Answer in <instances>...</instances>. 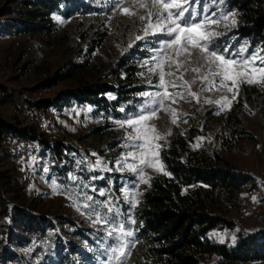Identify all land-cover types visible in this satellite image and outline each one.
I'll return each instance as SVG.
<instances>
[{
  "label": "rangeland",
  "instance_id": "rangeland-1",
  "mask_svg": "<svg viewBox=\"0 0 264 264\" xmlns=\"http://www.w3.org/2000/svg\"><path fill=\"white\" fill-rule=\"evenodd\" d=\"M81 1L86 4L87 12L75 13L69 17H54L60 29L70 24L67 38L53 39L46 43L38 34L28 35L33 39V53L40 57V61L24 80L14 83L15 91L21 93L24 89L37 86L43 89V99H52L64 90L75 89L94 81L109 80L111 77L109 73L120 58H132L136 62L139 80L145 84L142 92L163 91L156 87L159 83L158 77L150 73L148 69L155 64L153 57L160 47V41L168 37L155 35L136 41V35H143L140 21L135 17L123 15L119 10L114 11L113 0ZM6 5L14 6V3L12 0H0V52L8 47L11 35L15 34L13 30L5 28L6 20L16 17L13 12H3ZM128 6L129 2L125 0L122 7ZM190 11H194L197 20L205 16L222 20L224 15L229 14L218 5L216 0H192ZM225 24L228 27H225ZM78 28L86 29L88 36L80 42L79 47H76L79 40ZM212 28L216 32H221L215 37L223 36L218 42L222 46L220 51L227 48L228 52L232 53L245 45L249 53L259 49L227 33L231 29L230 19L222 20L220 26H212ZM97 31L102 37L96 41L98 44L93 45L94 38H97ZM130 44L131 47H129ZM91 46L92 48L87 50ZM139 47L143 48L142 51L137 50ZM83 60H87V64L72 76L57 81L53 79L56 72L64 69L70 62ZM165 71H168L167 67ZM42 72L45 73L43 77L40 75ZM192 76L193 73L189 72L185 79L190 80ZM9 78L0 70V79L7 81L10 80ZM168 79L169 77L166 76V80ZM200 87L201 84L197 80L192 85V90L198 91ZM223 94V91H206L201 95V103L192 100L171 104L172 108L177 109L176 124L171 123V114L165 111H160L159 119H154L153 122L162 134L171 130V134L166 135V139L158 143L163 144L175 133L193 127L195 134L192 145L214 149L233 170L252 176V180L246 182L239 191H234L231 195L222 192L221 199L215 208L233 221V227H213L210 230V236L217 241H231L236 228L253 229L264 226L263 208L260 205L264 201V182L256 175L257 170L264 165V88L256 85H241L237 98L232 100L223 111L215 103H203L204 99H220ZM228 95L231 99V94ZM139 96L140 99L134 111L122 118L105 117L100 111L95 112L91 105L81 102H72L68 107L63 106L53 110L54 116L62 117L67 125V130L63 133L51 128V138L61 141L65 147L56 160L62 173L58 174L55 159L50 156V151L41 142L38 144L36 171L31 178H25L21 173V164L27 160L22 153L15 150L13 154L2 156L0 151V171H4L8 179V184L0 187L2 195L12 202L14 199L11 196L15 192L11 188H21L22 198L19 200L23 205L29 206L33 212L42 214L52 221L57 220L59 216L67 217L75 222L86 219L88 225L94 226V215L92 218L88 215L91 209L81 207V210H77V207L84 203V193H87L101 203L106 200L111 201L112 205L123 214L121 219L127 220L131 217L133 208L128 201L136 204L139 193L147 183L140 181L137 176L127 170H115L116 161L128 151L123 147L127 142L124 139L125 131L115 122L127 119L139 111L147 99L140 94ZM166 103L169 102L166 101ZM234 103H238V116L246 132L242 137L237 136L231 129L232 123L223 121L226 111ZM4 114L5 110H0V116L14 123L17 122V119ZM104 124H108L105 129L107 133L104 136L89 135L93 127ZM111 139L115 141L112 147L108 144ZM97 160L100 161L99 166H97ZM217 161L214 159L213 163ZM144 171L147 182L148 177L159 172L151 167L145 168ZM85 185L88 187L86 188ZM93 188L96 192L92 191ZM125 189L129 191L125 192ZM30 190L35 192V196L30 195ZM101 190L106 193L105 196L98 195ZM125 196L128 200H125ZM100 211L103 215L106 210L100 209ZM126 227L131 228V224H126ZM105 236L104 231L102 237L96 239L94 246L96 254L88 264H107L108 254L105 248L112 241H106ZM128 239L132 240V237ZM213 260L214 257L210 256L202 259L200 264H211ZM241 264H264V261Z\"/></svg>",
  "mask_w": 264,
  "mask_h": 264
},
{
  "label": "trees",
  "instance_id": "trees-1",
  "mask_svg": "<svg viewBox=\"0 0 264 264\" xmlns=\"http://www.w3.org/2000/svg\"><path fill=\"white\" fill-rule=\"evenodd\" d=\"M216 1L229 13L230 24L233 18L236 21L227 33L251 47L264 49V0ZM12 3L14 6L6 5L3 9V12L16 15L6 20V30L38 34L46 43L68 37L70 24L60 29L54 17L88 11L81 0H12ZM77 31L76 47H79L88 34L84 28ZM96 34L93 45L102 37L99 31ZM221 37H214L211 46L221 49L218 43ZM86 64L87 60L70 62L56 72L53 79L70 77ZM109 74L111 77L107 81H94L64 90L52 99L40 98L34 106H49L56 110L68 107L72 102H81L91 105L95 112L100 111L105 117L122 118L134 111L145 84L139 80V69L132 58H120ZM238 112V103H234L226 111L223 121L232 123L231 129L242 137L246 132ZM107 125L93 127L89 135L104 136ZM31 131V126L16 128L13 122L0 116V137L5 133L32 137ZM194 131L193 127H188L162 144L160 163L163 170L150 176L131 209V219L135 221L130 223L135 247L129 246L131 255L127 264H200L202 259L210 256L214 257L211 264L264 261V226L236 228L231 241L211 238L213 227H233L231 219L215 210L221 193L231 195L239 191L252 176L233 170L214 149L192 145ZM38 141L45 145L55 161L65 148L61 141L52 144L41 138ZM108 144L114 146V139ZM0 151L2 156L7 154ZM214 159L217 163H213ZM55 168L58 174L62 173L57 161ZM7 184V175L0 171V187ZM11 189L15 192L11 196L12 202L0 191V264H88L92 260L96 254V239L104 232L100 224L88 225L86 219L75 222L61 216L52 221L23 205L19 200L21 188Z\"/></svg>",
  "mask_w": 264,
  "mask_h": 264
},
{
  "label": "snow or ice",
  "instance_id": "snow-or-ice-1",
  "mask_svg": "<svg viewBox=\"0 0 264 264\" xmlns=\"http://www.w3.org/2000/svg\"><path fill=\"white\" fill-rule=\"evenodd\" d=\"M113 2L114 11L119 10L123 15L135 17L140 21L143 35H136V41L155 35L168 37L160 41V47L153 57L155 64L148 69L158 77L159 83L156 87L163 91L140 93L147 99L139 111L127 119L115 122L125 131L124 139L127 142L123 147L128 149L126 154L116 161L115 170H127L140 181L147 183L144 169L151 167L156 171L163 170V165L160 163V149L163 145L158 141L165 140L166 135L171 134L170 129L166 134H162L157 129L153 121L159 119L158 113L160 111L170 113L171 123L176 124L177 109L172 108L171 104L192 100L201 103L202 93L213 90L223 91L224 94L220 99L203 100L206 104L219 105L220 110L223 111L232 100L237 98L241 85H256L264 88V49H256L249 53L245 45L236 52L229 53L227 48L223 51L213 48L211 46L213 38L221 33L214 31L212 26H220L222 20L229 21V16L224 15L222 20L212 19L209 16L197 20L194 11H190L192 0H128V7H122L125 0H113ZM232 15L234 17L235 14ZM235 24L233 18L231 25L234 27ZM225 27L228 25L225 24ZM131 46L130 44L129 47ZM165 67L168 71H165ZM189 72L193 73L190 80L185 79ZM166 76L169 77L168 80ZM197 80L201 87L198 91H193L192 85ZM149 83H152L151 80ZM99 165L100 161L97 160V166ZM164 174L168 175L167 172ZM92 191L96 192V189L93 188ZM98 195L105 196L106 193L101 190ZM125 200H128L127 196ZM128 202L135 207V203ZM81 207L91 209L88 213L89 217L92 218L94 215L93 223L103 227L106 241H112L105 248L108 254L107 264H127L131 255L129 246L135 247V244L128 239L134 236V232L126 227V224L135 221L131 217L127 220L121 219L123 214L112 205L111 201L106 200L101 203L87 193H84V203L78 206L77 210H81ZM100 209L106 210L103 215Z\"/></svg>",
  "mask_w": 264,
  "mask_h": 264
},
{
  "label": "built area",
  "instance_id": "built-area-1",
  "mask_svg": "<svg viewBox=\"0 0 264 264\" xmlns=\"http://www.w3.org/2000/svg\"><path fill=\"white\" fill-rule=\"evenodd\" d=\"M40 61V57L33 53V39L23 33L11 35L8 47L0 52V70L10 80L0 79V110H5L7 117L17 119L14 123L16 128L31 126V134L14 136L5 133L0 137V149L7 154L19 151L27 158L21 164V173L25 178H31L36 171L38 160V139H43L46 143L52 144L55 140L51 138V128L59 132H65L67 125L60 116H54L53 109L49 106H34V102L42 98L43 89L32 86L24 89L21 93L15 91V82L24 80ZM42 77L45 73L40 74ZM12 122V121H11ZM256 175L264 182V165L260 167ZM30 195L35 196L33 190ZM264 214V201L261 202Z\"/></svg>",
  "mask_w": 264,
  "mask_h": 264
}]
</instances>
